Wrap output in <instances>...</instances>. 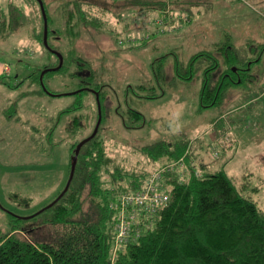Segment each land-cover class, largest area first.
Listing matches in <instances>:
<instances>
[{
    "label": "rangeland",
    "instance_id": "374dc122",
    "mask_svg": "<svg viewBox=\"0 0 264 264\" xmlns=\"http://www.w3.org/2000/svg\"><path fill=\"white\" fill-rule=\"evenodd\" d=\"M6 1L0 0V5L5 7ZM11 1L22 7L26 24L9 38H0V76L12 86L0 84L1 231L7 230L11 214L27 217L62 190L71 153L55 124L60 121L61 126L78 114L81 104L94 103L88 91L66 94L79 88L66 61L60 71L43 77L51 94L42 92L33 80L15 87L36 64L54 66L57 60L34 40V33L43 27L39 2ZM174 1L160 11L140 6L144 2L140 0L136 9L128 11L126 0H45L47 26L51 31L63 30L59 11L66 2L69 8L78 2L86 18L103 22L98 29L78 23L81 37L73 54L94 65L91 87L105 84L108 112L102 133L112 156L131 162L128 167L138 163L148 169L155 160L137 153L139 148L159 140L184 143L189 157L203 164L204 171L214 172L224 165L230 176L250 188L258 187L251 197L264 209V0ZM48 42L59 50L69 46L64 45L62 34L50 35ZM198 53L202 55L193 58ZM215 62L218 66L209 75L235 73L237 68L245 71H239V77L233 74L235 82L242 81L230 83L216 104L203 108L200 91L205 70ZM221 82L232 79L224 77ZM150 95L157 98H145ZM73 107L77 109L65 116L63 110ZM114 107L122 113L134 109L143 118L133 123L125 113L124 122L131 127L126 128ZM23 198L30 200L25 203Z\"/></svg>",
    "mask_w": 264,
    "mask_h": 264
},
{
    "label": "trees",
    "instance_id": "16d2710c",
    "mask_svg": "<svg viewBox=\"0 0 264 264\" xmlns=\"http://www.w3.org/2000/svg\"><path fill=\"white\" fill-rule=\"evenodd\" d=\"M139 1L126 0L124 7L128 11L134 10ZM142 1L139 5L146 9L164 11L165 4L172 0ZM174 2L178 3V0ZM42 3L48 20L50 16L45 0ZM77 3L71 8L68 7L69 2L61 4L59 13L64 19L63 30H48L47 43L63 56V64L56 71L64 67L65 61L66 65L72 67L70 76L79 83L75 93L86 92L88 90L85 88L89 87L99 93L101 122L96 134L81 146L73 177L63 195L51 204L66 183L51 202L35 213L27 217L10 215L7 230H0V264H264V209H260L251 197L252 193L259 191L258 187L250 188L246 182L230 176L225 172L224 165L214 172L204 171L203 164L189 157L188 147L184 143L159 140L139 148L137 153L155 160L154 166L148 169L145 165L138 166V163L128 167L131 162L117 160V155L112 156L108 140L102 133L108 112L105 84L96 83L91 87L89 82L95 77L94 65L85 56L73 54L76 39L81 37L78 23L83 22L98 29L103 22L98 23V17L86 18L85 10ZM101 8L110 11L108 7ZM25 21L22 7L7 0L5 7L0 5V38H9L26 24ZM51 33L62 34L64 45L65 42L69 43L68 48L59 50L49 44ZM33 36L42 48L52 54L43 44V27L39 34L34 33ZM219 49L224 48L217 47ZM201 55L198 53L193 58ZM54 56L58 64V58ZM54 66L36 64L33 71L19 79L15 87L26 80H33L40 84L42 92L51 94L43 84V77L48 72L56 71L49 70L43 75L45 90L39 76L43 69ZM217 66L215 62L205 73ZM239 71L245 69L237 68L235 73L225 70L215 76L207 73L200 91V106L206 108L216 104L222 90L230 83L241 82L242 79L235 82L231 77L233 74L239 77ZM224 77L231 78L232 82H221ZM3 78L0 76V84L11 88V84L4 82ZM145 98L154 99L157 96ZM93 106L81 104L78 114L66 119L61 126L60 121L55 124V130L61 128L59 130L69 145L71 157L77 144L88 138L94 129L98 118L95 98ZM74 109L77 107L63 110L65 116ZM114 113L126 128L131 127L124 122L125 113L133 123L143 118L140 112L131 108L122 113L119 107H114ZM47 135L51 138L52 133L47 132ZM132 152L135 154V149ZM178 160L181 161L180 167L164 171L162 177L161 185L168 196L166 203L151 215L142 210L135 229L130 231V237L118 242L115 228L118 213L110 204L123 193L141 191L153 170L157 171ZM182 167L188 168L189 176L181 172ZM197 169L200 171L198 175L195 174ZM23 199L25 203L30 200ZM112 251L115 252L113 260Z\"/></svg>",
    "mask_w": 264,
    "mask_h": 264
},
{
    "label": "built area",
    "instance_id": "2783aa9c",
    "mask_svg": "<svg viewBox=\"0 0 264 264\" xmlns=\"http://www.w3.org/2000/svg\"><path fill=\"white\" fill-rule=\"evenodd\" d=\"M179 163L181 164V161L178 160L175 163H169L163 168L154 171L147 178L144 188L141 189V191L136 193H123L110 204V206L114 210H117L118 213L115 226L117 230L116 240L118 242L126 240L130 237V231L133 228L135 229L137 217L142 213V210L148 215H151L157 212L161 205L166 203L168 196L165 194V190H163L161 185L162 177L164 171H172L176 168V166L180 167ZM182 168L181 172L184 171L186 176H189L190 172L188 168ZM184 173H181L182 176ZM195 174H200V171L197 169ZM114 253L115 252H113L112 260L114 259Z\"/></svg>",
    "mask_w": 264,
    "mask_h": 264
},
{
    "label": "water",
    "instance_id": "95a60500",
    "mask_svg": "<svg viewBox=\"0 0 264 264\" xmlns=\"http://www.w3.org/2000/svg\"><path fill=\"white\" fill-rule=\"evenodd\" d=\"M39 2V6H40V10H41V14H42V20H43V44L46 48H48V50L53 53L54 55L57 56L58 58V64L57 66L55 67H52V68H46V69H43L40 73V76H39V79H40V82H41V85H42V77L43 75L49 71V70H52V71H56L58 70L61 66H62V63H63V56L61 55L60 52L56 51V50H53L51 49L49 46H48V43H47V32H48V26H47V17H46V13H45V9H44V6H43V3H42V0H37ZM236 71V69H234ZM42 88L45 90L44 86L42 85ZM92 92L95 93V96H96V101H97V108H98V118H97V121H96V124L94 126V129L92 131V133L90 134V136H88V138H85L83 139L81 142H79L74 150V154L72 155L71 157V165H70V173H69V177H68V180L66 182V185H65V188L63 189V191L59 194V196L53 201L51 202L54 203L59 197H61L63 195V193L67 190L69 184H70V181L73 177V173H74V169H75V165H76V162H77V157H78V153H79V150L81 148V146L83 145V143L85 141H87L88 139L92 138L97 130H98V127H99V124H100V121H101V106H100V103H99V98H98V92L90 89ZM75 93V92H74ZM49 204V205H51Z\"/></svg>",
    "mask_w": 264,
    "mask_h": 264
},
{
    "label": "flooded vegetation",
    "instance_id": "af4514ba",
    "mask_svg": "<svg viewBox=\"0 0 264 264\" xmlns=\"http://www.w3.org/2000/svg\"><path fill=\"white\" fill-rule=\"evenodd\" d=\"M47 34H48V32H47ZM53 54V53H52ZM253 61V60H252ZM254 61H257V60H254ZM63 64V63H62ZM250 65H251V62H250ZM55 67V66H54ZM236 72V71H235ZM85 89H87L90 93H92L93 94V96H94V98H95V100H96V96H95V93L94 92H92L91 90H90V87L89 88H85ZM92 90H94V91H96L95 89H93V88H91ZM74 92H76V91H74ZM97 92V91H96ZM98 98H99V93H98ZM96 103H97V101H96ZM99 103H100V101H99ZM101 118H102V115H101ZM101 122V121H100ZM71 165V164H70Z\"/></svg>",
    "mask_w": 264,
    "mask_h": 264
}]
</instances>
